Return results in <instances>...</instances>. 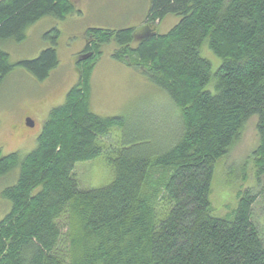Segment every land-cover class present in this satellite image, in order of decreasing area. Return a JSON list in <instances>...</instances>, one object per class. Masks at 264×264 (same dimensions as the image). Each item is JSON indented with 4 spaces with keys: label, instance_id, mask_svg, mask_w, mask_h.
<instances>
[{
    "label": "trees",
    "instance_id": "16d2710c",
    "mask_svg": "<svg viewBox=\"0 0 264 264\" xmlns=\"http://www.w3.org/2000/svg\"><path fill=\"white\" fill-rule=\"evenodd\" d=\"M149 8L141 28L88 29L80 80L51 111L37 148L25 156L0 149V179L19 170L16 184L0 193L11 202L0 220V264H264L253 222L259 194L245 191L231 217L213 215L210 202L219 160L253 117L264 190V0H150ZM76 11L72 0L0 1V91L18 67L44 82L59 64L57 44L16 65L1 46L24 42L44 18L65 20ZM168 16L179 22L161 34L157 25ZM110 44L113 60L178 108L180 128L168 145L151 144L124 117L92 111V73ZM205 46L221 60L216 70ZM116 128L124 142L109 158L114 181L82 190L76 166L102 156L99 141ZM154 167L171 172L162 191L170 208L159 221L145 196Z\"/></svg>",
    "mask_w": 264,
    "mask_h": 264
},
{
    "label": "rangeland",
    "instance_id": "374dc122",
    "mask_svg": "<svg viewBox=\"0 0 264 264\" xmlns=\"http://www.w3.org/2000/svg\"><path fill=\"white\" fill-rule=\"evenodd\" d=\"M72 1L76 2L77 11L65 20L44 18L29 29L24 42H6L1 46L14 65L38 58L54 44H57L59 58L57 68L44 82L34 79L19 67L5 81L0 91V149L3 156L15 152L25 156L37 148L38 138L51 111L64 104L67 94L80 80L77 65L79 54L87 44L88 29L117 31L141 28L150 9V3L144 0H86L87 3L83 1L85 9L77 5L79 0ZM178 22L175 16H168L157 25V30L166 34ZM55 30L59 32L57 36ZM47 34L51 35L50 39L46 38ZM115 49L113 44L103 48L101 60L92 73V111L102 117H124L134 129L139 130L141 137L148 136L151 144L168 145L180 128L178 108L166 92L152 85L142 74L113 60ZM202 50L216 70L221 60L207 46ZM28 120L34 122L33 127ZM257 122L256 117L249 120L239 142L219 160L210 202L213 215L231 217L245 191L251 189L259 194L253 210V222L264 242V190L258 184L253 157L259 144ZM123 142V131L114 129L108 137L99 141L104 152L102 156L76 166L74 175L82 190L103 188L114 181L115 172L109 158ZM170 174L154 167L145 188V196L152 199L158 221L166 216L170 208L162 193ZM18 175L17 169L1 178L0 193L4 188L15 185ZM10 211L11 202L0 194V220ZM59 221L66 232L67 219L62 217Z\"/></svg>",
    "mask_w": 264,
    "mask_h": 264
},
{
    "label": "crops",
    "instance_id": "0c3cea01",
    "mask_svg": "<svg viewBox=\"0 0 264 264\" xmlns=\"http://www.w3.org/2000/svg\"><path fill=\"white\" fill-rule=\"evenodd\" d=\"M80 2H77V5L78 6H80L82 9H85V5H83V1L85 2V3H87L86 2V0H79ZM141 2V1H140ZM144 2L145 3H150V0H144ZM76 59V58H75Z\"/></svg>",
    "mask_w": 264,
    "mask_h": 264
},
{
    "label": "water",
    "instance_id": "95a60500",
    "mask_svg": "<svg viewBox=\"0 0 264 264\" xmlns=\"http://www.w3.org/2000/svg\"><path fill=\"white\" fill-rule=\"evenodd\" d=\"M28 124H29L31 127H33V126H34V122H33V121H31V120H28Z\"/></svg>",
    "mask_w": 264,
    "mask_h": 264
}]
</instances>
